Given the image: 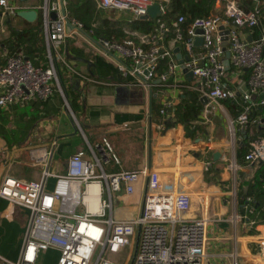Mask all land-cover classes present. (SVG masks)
<instances>
[{
  "label": "built area",
  "instance_id": "obj_1",
  "mask_svg": "<svg viewBox=\"0 0 264 264\" xmlns=\"http://www.w3.org/2000/svg\"><path fill=\"white\" fill-rule=\"evenodd\" d=\"M94 1L99 8L124 10L133 19L147 16L149 7L158 2L160 13L154 33L136 30L129 31L122 42L104 37L92 41L122 76H130L134 82L150 85L159 80L165 86L173 82L181 87L192 86L202 98H207L206 106L212 114L224 110L223 100L236 102L239 106L236 116L230 119L234 140L239 129L246 138L250 137L244 159L250 164L264 161V136L248 135L254 126L263 123L257 113L258 107L264 105V7L259 0H254L258 2L251 7L241 0H216V6L222 7V12L195 17L186 34L180 26L185 19L183 15L171 19L170 23L165 17L170 0ZM70 2L46 0L40 6L49 65H36L22 54L9 55L0 65V107L35 98L47 99L60 93L72 112L56 63L59 57L65 61L60 49L69 37L79 32L89 38L87 34L90 33L69 17ZM63 6L66 13L62 12ZM34 7L15 0H0V10L8 15L36 9ZM52 12H56L55 18L51 17ZM68 19L74 28H68ZM170 25L176 29V34L167 44L165 36ZM257 26L260 27L257 38L243 36V28H248L250 33ZM199 36L203 38L201 48L196 43ZM176 47L180 48L183 62L175 52ZM227 51L230 52V70L226 63ZM163 59L168 60L165 67L161 63ZM66 64L69 70H74ZM186 69L193 72L191 85L177 77L179 72L186 75ZM234 83L240 86L236 87ZM243 83L244 87L241 86ZM161 112H165V108H161ZM101 145L104 148L102 155L109 150L112 158L117 160L106 138ZM37 151L36 148L32 150L33 158L45 160L47 165L48 156H40ZM103 162L95 148L88 144L87 148H81L69 157L67 172L57 176L60 181L81 183L75 193L82 206L79 211L64 207L65 195L58 187L53 190L46 187L47 178L52 174L48 167L38 180L7 174L0 184V196L26 207L30 217L19 258L12 260L0 256V263L42 264V252L54 248L59 251L57 264H205L206 227L213 218L191 213V194L174 182H166L157 169L122 168L107 172ZM142 180L148 181L149 193H145L141 211L133 216L117 215L115 195L121 191L134 193L137 183ZM93 185L94 191L91 190ZM59 201L62 205H58ZM133 241L136 242L132 254L129 253L123 262L115 260L114 256ZM230 264L244 263L234 254Z\"/></svg>",
  "mask_w": 264,
  "mask_h": 264
},
{
  "label": "crops",
  "instance_id": "obj_2",
  "mask_svg": "<svg viewBox=\"0 0 264 264\" xmlns=\"http://www.w3.org/2000/svg\"><path fill=\"white\" fill-rule=\"evenodd\" d=\"M15 1L35 6L38 15L34 20H28L0 10V49L5 60L11 55L14 40L11 30L22 31L38 17H42L40 6L46 0ZM262 1L259 0L260 5ZM94 4L96 5L95 1ZM124 20L119 26L127 27L123 28L127 32L136 31L130 30L126 24L133 20L132 17ZM248 31V28H243V36L249 39L259 36L255 29L250 33ZM42 39L43 59L37 56V50L27 53L21 48L20 54L28 56L36 65L46 66L49 65V59L43 26ZM201 45L199 43L198 47L201 48ZM60 55L74 69L71 71L67 67L69 76L64 79L70 82L68 85L73 84L74 88L80 90L77 107L73 109L67 98L73 113L70 112L60 93L52 96L44 108L30 106L37 109V119L29 130L21 134L24 141L13 142L12 137H0V184L7 174L38 180L48 167L52 174L47 178L46 187L49 190L58 187L65 195L64 207L79 211L82 206L78 204L75 193L81 183L60 181L57 176L67 172L68 159L73 153L91 144L102 157L107 172L122 168L157 169L166 182H174L191 194V213L213 218L206 227L205 264H230L234 254L244 264H264V205L259 214L252 217L257 204L248 203L252 201L251 197H247L243 204L240 202L242 182L254 177L255 162L248 163L244 159L245 153L238 157L242 141L239 129L236 140L233 135L232 142L229 138L230 119L233 120L236 116L233 115L229 102L234 101L223 100L224 110L212 114L206 106L207 98L204 99L201 95V110L191 120V124L185 125L176 115L178 104L190 97V94L181 90L185 86H177L175 82L165 86L159 80L145 85L134 80L126 82L89 77L95 57L104 54L92 40H85L80 34L72 35L61 45ZM57 68L59 70L58 63ZM117 72L124 77L118 69ZM177 77L186 85L194 81L188 72L186 75L179 72ZM234 86L240 85L234 83ZM241 86L244 87V83ZM161 108H165V112L162 113ZM258 114L263 118V123L258 125L260 127L264 125V112ZM258 127L254 126V134L252 129L248 135L264 136ZM34 138L35 142H32ZM104 138L110 142L117 160L112 158L109 150L103 156L97 147V143L103 144ZM249 139L250 137L247 138V143ZM34 148L38 149L40 156H48L47 165L45 160L42 162L33 158ZM235 162L236 170H233ZM145 181L137 183L132 194L121 191L115 195L114 209L117 215L133 216L141 211L146 193L147 180ZM60 204L62 205V201L58 202ZM29 217L30 211L26 207L0 196V256L12 260L19 258ZM46 253L55 254L56 257L59 255L57 249L50 248L42 252L40 260ZM57 259L53 264H57Z\"/></svg>",
  "mask_w": 264,
  "mask_h": 264
},
{
  "label": "trees",
  "instance_id": "obj_3",
  "mask_svg": "<svg viewBox=\"0 0 264 264\" xmlns=\"http://www.w3.org/2000/svg\"><path fill=\"white\" fill-rule=\"evenodd\" d=\"M251 2V0H249ZM264 5V0L262 4ZM69 17L73 20L82 21L84 28L88 30L91 35L95 38L104 37L109 39L110 41H117L122 42L128 36V32L126 29L127 27L119 26V23L125 20H115L110 16L101 17V22L98 26L93 24V16L94 14H100V10L96 8L93 0H71L68 8H67ZM222 9L216 6V0H170L167 5V12L165 14L166 19L168 22H171V19H176L180 15L185 17L184 21L181 22L180 26L183 31L187 32L188 27L192 23L193 19L197 16H212L218 13H221ZM18 16V14H16ZM100 17V15H99ZM127 22V21H126ZM157 22V17H147L142 19H133L126 24L130 28V30H137L144 33L152 34L154 33L155 26ZM42 17H38L35 21L30 23L29 27H26L22 31H15L14 29L11 30V36H13L14 40L11 44V55H16L21 53V48L26 50L27 53H33L36 50L38 51L39 58L43 59V39H42ZM257 33L260 32V27L257 26L255 28ZM176 34V29L170 25L167 35L165 36V42L168 44ZM79 52V49H77ZM24 52V51H23ZM25 53V52H24ZM35 57V54L33 55ZM7 59V58H6ZM39 60V59H38ZM94 67H92V74L89 77L101 80H107L111 78L113 80L118 81H132L130 76L121 77L118 72L117 68L110 62L106 61L103 56H96L94 59ZM5 58L0 59V65L5 63ZM163 67H165L168 63L167 59H163L162 62ZM47 66V65H46ZM44 66V67H46ZM62 85L65 90V94L70 101V104L73 109L77 107L76 101L80 98V90L74 88L75 85L67 84L64 81V78H61ZM190 85L192 83H189ZM184 92L189 95L188 99H183L182 102L178 104V109L176 112L177 119L181 120L185 125L191 124L192 119L197 116L199 111L202 108L201 103V94L200 92L193 88L192 86H185ZM54 96V95H53ZM32 99L26 104H32L39 107H45L50 99ZM237 98L240 97L237 95ZM59 100L62 102V98L59 96ZM229 102V101H228ZM229 107L231 108L233 115L235 116L237 113V108L239 107L238 104L235 102H229ZM1 108V107H0ZM43 110V109H42ZM6 109H0V119L1 117L6 114ZM258 113L264 112V105L259 106L257 109ZM36 117H29L23 120V126L17 129V133L11 132L7 139L12 137L13 142H20L24 141V136L21 135L25 133L26 130H29L31 125H33L36 121ZM258 127V126H257ZM22 130V131H21ZM258 130L264 135V125L258 127ZM241 138V148L238 150V157H241L249 148V144L247 143V138L245 134H240ZM253 166L255 167V175L251 179H246L242 182L241 186V193H240V202L241 204L247 201V197H251L252 201L248 203H255L257 204L254 214H259L261 209L264 205V161H256Z\"/></svg>",
  "mask_w": 264,
  "mask_h": 264
},
{
  "label": "rangeland",
  "instance_id": "obj_4",
  "mask_svg": "<svg viewBox=\"0 0 264 264\" xmlns=\"http://www.w3.org/2000/svg\"><path fill=\"white\" fill-rule=\"evenodd\" d=\"M241 3L244 4H248L249 7L254 6L255 4H257V2H250L249 0H241ZM96 8H98L100 10V14H94L93 16V24L95 26H98L101 22V16H110L112 18L114 17H120V20H124V19H130L132 17L131 14H129L128 12L124 11V10H118V9H105V8H99L98 6H96ZM220 9H222V7H219ZM100 15V17H99ZM79 23H81L82 28L83 26V22L82 21H78ZM88 33H90L88 30H86ZM76 34H80L81 37L83 39H87L88 41H91L89 38L86 37V35L81 34L79 32H76ZM91 34V33H90ZM5 56L2 54V50L0 49V59ZM105 58H107V60L109 61L110 59H108L109 57L107 55H103ZM4 58V57H3ZM58 66H59V70L58 73L60 75V79L61 78H66L67 76H69L68 71H66V63H68L67 61H63L60 57L57 60ZM56 63V65H57ZM64 81L66 83H70L67 79H64ZM184 92V88L181 89ZM33 105L30 104H26L25 102H17L12 104L9 107H1L6 109V114H4L1 119H0V137H9V134L11 132L17 133V129L22 127L23 125V120L28 118V117H35L37 114V109H35L34 107H30ZM0 108V109H1ZM230 129V128H229ZM19 133H17L16 136H18ZM252 134V132H251ZM253 134H254V129H253ZM229 138L232 142V134H231V129H230V134H229ZM25 141H28V139H26ZM32 142H35V138L32 139ZM31 143V142H30ZM29 143V144H30ZM252 217L255 216L254 212L251 215ZM136 241H133L129 246H126L124 248V250H122L119 255L114 256V259L119 261V262H123L126 258L127 255L129 253L132 254V251L134 250V244ZM45 252V251H44ZM59 256V255H58ZM57 256V257H58ZM55 254H51V253H46L41 261L42 264H53L55 259H57ZM58 262V259H57Z\"/></svg>",
  "mask_w": 264,
  "mask_h": 264
},
{
  "label": "water",
  "instance_id": "obj_5",
  "mask_svg": "<svg viewBox=\"0 0 264 264\" xmlns=\"http://www.w3.org/2000/svg\"><path fill=\"white\" fill-rule=\"evenodd\" d=\"M62 12L63 13H66V9H65L64 6L62 7ZM159 13H160V4L158 2H156V3L152 4L149 7L148 15L145 16L144 18H147L149 16L156 18ZM18 15L23 16V17L27 18L28 20H34L37 17L38 13H37V10L36 9H28V10H21V11H19L18 12ZM51 17L52 18H55L56 17V12H52L51 13ZM67 25H68V28L69 29H72V28L75 27L74 24L72 23V21L69 20V19L67 20ZM81 31H83V30L81 29ZM225 33H228V30H225ZM85 34H87V33L85 32ZM87 36L91 40L97 42V40L95 38H93L90 34H87ZM202 42H203V38L201 36H199V37L196 38V43H198V44L200 43L201 44ZM224 43H225V45H227V41H225ZM175 52L177 53V56L180 58V61L183 62V58H181L182 54L180 52V48L179 47H176L175 48ZM226 56H227V60H226L227 67H229V63H230L229 62V56H230V52L229 51H227ZM26 57L28 58V56H26ZM184 58L186 59L187 57H184ZM186 71H188V70L186 69ZM188 74L191 75V76H193V72L191 70L188 71ZM152 110H153V106H152V96H151V100H150V112L151 113H152ZM96 145L99 148V150L102 153H104V148L102 147L101 143H97ZM103 156H106V154H104ZM215 156H218V154H216ZM148 193H149V187H148V181H147L146 194H148Z\"/></svg>",
  "mask_w": 264,
  "mask_h": 264
},
{
  "label": "bare ground",
  "instance_id": "obj_6",
  "mask_svg": "<svg viewBox=\"0 0 264 264\" xmlns=\"http://www.w3.org/2000/svg\"><path fill=\"white\" fill-rule=\"evenodd\" d=\"M94 186H95V185H93V186L91 187V190H93V191H94Z\"/></svg>",
  "mask_w": 264,
  "mask_h": 264
}]
</instances>
